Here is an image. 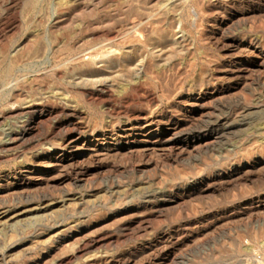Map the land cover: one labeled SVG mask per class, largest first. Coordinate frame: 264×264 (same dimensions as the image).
Masks as SVG:
<instances>
[{
    "label": "rangeland",
    "instance_id": "obj_1",
    "mask_svg": "<svg viewBox=\"0 0 264 264\" xmlns=\"http://www.w3.org/2000/svg\"><path fill=\"white\" fill-rule=\"evenodd\" d=\"M21 1H27V0H20L19 5L15 7V9L12 8L9 11V14L4 13V15L8 14L6 15V18L7 17L9 18V19L7 18L8 19L7 20L4 17L5 22L7 23V26L12 23L13 17L14 19L16 17L18 19L20 18L19 20L25 19L26 22L30 21L32 25L40 24L39 26L44 25V21L45 22L48 21V23H45L44 27L50 25L51 21H54V22L57 21L56 18H58V21H59L58 23L59 24L61 23L60 24L61 28L65 30V31L63 30L65 33L67 32L69 33L70 29L76 26L73 23L77 22L76 24L78 25L79 24L85 25V22H86L87 26L86 25L85 26L82 25V26H84L83 27L84 29L87 28L88 30L83 29L84 31L91 30L88 33H93L94 30H95L94 32H104L105 30L103 29H106V32L108 31V32L114 33V44L116 40H118V43L116 42L115 44V48L117 50H120V51H117L119 52V54L113 55L112 58L110 57L112 60L109 58V61L106 64L102 63L103 65L102 64H100V66L98 65L99 68H97V70L94 69L96 70V72L92 70L93 74L89 72L87 75V81H85V83L89 84L90 86L83 85L84 86L83 89L84 90L86 89V91H91L92 89H94L95 84L100 81V82H105V84L106 82H108L107 83V87H108L107 99L110 98L111 95L119 96L123 94L126 96L130 95V97L133 96L134 94L135 95L133 96V98H129V97L124 98L123 99L124 101L122 100L121 102H119L120 104L114 103V106H115L114 110L118 111L119 113L115 111L113 113L106 111L108 107L102 104H99L100 106L99 105L96 106L95 104H91L81 99L77 100V98L75 99L76 100L75 101L74 100L75 96H71V99L74 101V104L75 102L77 103L76 105L72 104L73 107H75L74 109L75 110L78 109L77 111L80 112L82 115L81 120L87 126L88 131L86 130V133H90L94 130H102L106 128V126L109 125L110 123L116 124L117 121L125 122L128 117L127 113L129 111H132L135 108L141 109V107L142 108L144 107V109H148L150 107V109H148L150 110L148 111L149 114H152V115L162 114V116L165 118H169V117L171 118V116L179 117L181 113L183 114L184 111L186 110V105H187V102L190 96L191 95L194 96L196 95V93L199 94L200 89L202 90V89L209 88L211 90L213 89V87L218 89L221 86H223L224 88H227L228 85L233 87L229 89V92H228L229 95L226 94L225 101L222 100V102H220L216 108L214 107V105H212L211 113L212 112L213 113L211 115V120L213 119L218 120V118L220 117L219 120H222L223 122L222 126L220 125L221 127L218 128V135L220 134L219 135L220 137H216L215 139L216 141L214 140L213 142L214 146L212 145V147L208 151L203 152L202 154L200 153V155L198 154V156L194 155L193 158H190L188 160L187 159L179 160L175 157V154H172L170 152V155H169L168 148H166L167 150L160 149L163 152L158 150V152L155 151V153L154 152H143V151H137L136 153L135 151H131L127 153L125 152L123 154L121 153L120 156L119 155H117V157L115 156V158L114 157L113 158L111 157L112 159L109 158L111 160L109 161V164L111 165V167L104 170V172L102 171L98 173L99 176L95 174L96 178L94 177V179H93V176L95 175L90 176V178L91 177L92 178L89 179L87 182H84L85 184L84 183L80 185L78 184V186H76L75 184H72L73 182L70 181L68 174L64 173L62 174L63 182L58 181L60 182L59 184L58 182H55V183H52V186L51 184L48 186L44 185L42 186L43 188L41 186H40L41 188L37 186V188L35 187V189H33L34 187H31L30 189L28 188L24 190L25 192L21 194H20V190H17L14 192L17 194H14L13 192L6 193L4 195V198L0 199V207L2 205L0 209L9 208L13 210V209L19 208L20 211H22V210H25V208L31 209V207L36 208V206L38 207V205H41L40 206L41 210L36 211L35 214L34 212L30 214H26L25 215L26 218L25 216L20 217L17 221H15V223L11 224L13 226L12 228L10 224L7 225V224L1 223L0 227L2 226L4 227L0 228V264H51V263L54 264V261L57 260L56 258L66 259L69 261V262L67 261L68 264L69 263L74 264V262H78V259L79 260H82L84 258L89 259L88 257H90V255L92 257L93 255H96L98 251H100L99 252L100 254H103L104 256H106L104 259L107 262L106 263L105 260L103 259L102 261L104 262L101 261L99 264H108V262L109 264L110 263L117 264L121 262L122 260H127V259L131 260L130 264L131 263L132 264H148L150 260H154L155 257L158 256L160 252V248L162 247L161 245H158V246L153 245V242L156 236L158 235V233L164 230L170 229V228L171 229L175 228L179 225H183L186 222L185 215H183L182 212H180L181 210L180 208H178L177 205L171 206V204H169L162 208V212L160 214L156 213L155 215H153V217H149V218L146 217V219L148 218L147 220L143 217L142 219H140L142 221L134 222L133 221L134 218L138 216H142V215L143 216L148 215L150 213L149 208L155 202H158L159 200H161L162 198L161 194H163V192L165 193L168 191L175 192V191L180 190V188L182 189L184 187L185 180L189 176H193L195 174L206 176V175L213 173L218 168H221V166L223 167V166L228 165L229 162L231 163L232 161H246V160L253 161L255 160L254 158L256 155H258V153H260L259 155L264 154V72H263L264 65L263 67L258 68V66L254 65L253 63V62H257V63L262 62V59H264V56H261V55L258 56L257 54L256 55L252 54L250 50L249 52L251 53H249L248 49H246L247 45L244 44L250 41L251 39L253 40L255 38L261 41L260 43L264 47L263 45L264 43V0H234L233 5L231 6L228 5L229 7L225 6L221 9H218L216 11L217 13L215 12L214 17L213 15L208 16L207 14H205L201 16V14L199 15L197 14L199 13L198 3L204 2L207 4L208 0L206 2L205 0L203 1L201 0L193 1L192 0L190 2L192 4L188 3L190 5L187 4L186 5L187 7L185 6L184 7L185 9H183L184 11L182 10V12H180V14L184 13L183 15L181 14L182 16L179 13H176L177 11L176 9L178 7L176 5L177 3H173V5L172 4L170 5L168 4V2H166L168 0L166 1L164 0H151V1L150 0L149 1L148 0H81L82 2L80 0L78 1L77 0H74V1L73 0H49V1L48 0H28L27 2L20 3ZM66 1L67 3H71V1L75 3L72 2V5L68 4L67 6ZM126 1L128 2L129 6H127ZM210 1L211 0H209V2ZM0 2L5 3V0H0ZM123 2L124 3L126 2L125 3L126 5L123 4ZM165 2L169 6L165 4ZM27 3L31 5H28ZM52 3L55 5L52 6ZM64 3L65 5H62ZM117 3H120V4L116 5ZM158 3H164L165 6H161V4L158 5ZM61 5L66 12L62 9ZM55 6L57 8H55ZM115 6L117 7L120 6V8H117ZM133 6L134 7L136 6V7L134 8ZM157 6L159 9L158 11L159 14L157 12L155 13L153 12V10H155L153 8L157 9ZM137 7L139 8V10H141V12L138 13V15L141 14L140 17L147 16V13L149 14V12L151 11H152L151 13L153 14L152 18L156 17L155 15L160 16V12L161 13L163 12L162 15L165 17L164 18L161 15L160 17L153 18L152 20L154 21H151L152 25L145 26L142 29L144 30V32L141 30V32L145 34L143 35L141 33V39L145 41L143 42L141 40V43L146 44V45L144 44L143 46L141 43L135 45L132 42V38H131L132 35H128L126 31L128 29V26L126 24H128L130 19L132 20L133 17H135V13L139 12V10L136 9ZM164 7L166 8V10ZM59 8L62 10H60ZM116 8L120 10H117ZM131 8L137 12L133 14L134 11L132 12ZM161 8H164L162 9L163 11H161ZM150 9H153V10L150 11ZM170 9L171 10L173 9L172 11H174V9L176 10L174 12V15L172 14V12L170 14V11H171ZM0 11H1V8H0ZM54 11H56L57 13ZM59 11L60 12L63 11V12L60 13ZM119 11H120V14H119ZM145 11H147L146 15H143ZM31 12H33L32 13L33 15L35 13L39 14L38 15L39 17L37 15H34L35 17H33V15H31ZM125 12L127 13L124 15ZM128 12L131 16L127 15ZM17 13L19 17L17 16ZM59 13L61 14V18H59L60 16ZM12 14H13V17L11 16ZM170 15H171L170 18L173 17L171 21L169 20ZM175 15H177V17ZM41 16H43L44 19ZM62 16H64V18H62ZM137 16H136V19H137ZM29 18H31V20ZM36 18L41 20L43 23L38 22V24H35L38 21ZM50 18H51V21L49 20ZM67 18L68 19L70 18V19L68 20ZM158 18L159 20L157 21L156 19ZM176 18H177V22L180 20V18H182L181 19L183 21L182 27H180L179 22L178 24L176 23L175 21ZM126 19L129 20L127 23L125 22ZM25 21L24 23L26 24ZM64 21L66 23H64ZM80 21L82 23H80ZM21 23H22V20H21ZM24 23H22V27L18 29L19 31L17 30L18 32L14 30L11 31L13 29L12 27L9 28L10 30L9 29L6 30L8 32L7 35H9L8 36L9 39L7 40V37H5L4 40H6V44L9 43L7 44V46L11 44L9 46L10 48L8 47L9 50L12 49L11 46L13 47L16 44V41H18L24 34V27H23ZM30 23L26 25H31ZM65 25L66 26L69 25L68 28L66 27L64 28ZM88 25L90 26V29L88 28L89 27ZM177 25H178V28L176 27ZM152 26L154 27V29ZM123 27L126 30L123 29ZM149 27L151 28L149 29ZM3 28L0 27V29L2 30ZM98 28L99 29L101 28L100 31ZM181 28L183 30H181ZM58 29L53 28L54 30L53 32L55 33V31H57ZM67 29H69V31ZM148 29L154 30L151 37H149L151 34V31L149 33ZM21 30L23 31L22 33H21ZM117 30H118V33L116 32L115 34V31ZM121 30L126 32L124 36L122 35L124 32L122 33ZM147 31L149 33V36H147L148 35ZM11 32L12 34H14V32L16 33L14 37L10 35ZM19 32L20 34H17ZM182 32L183 34L180 35V33ZM54 33H51V34H54ZM118 35H120V37L117 39ZM125 36H128V37L130 36V37L126 38ZM146 36H147V39H145ZM115 37H116V40H115ZM124 39L126 41H129L128 39H130L129 41L130 44L132 42V44H134L137 47H134V45L132 46V44L130 45L129 42H123L125 41ZM240 40L242 42H240ZM91 41L87 43L91 45L96 44V42L99 43L98 39L95 41L93 40V42ZM146 42L148 43V45ZM119 43H120V46H118ZM123 43L124 44L128 43L129 46H132V48L134 47L132 51L133 54L132 53L130 54L129 52L123 49V47H126L128 45L126 44L125 46ZM231 43L232 45L234 44L238 45L237 46L238 48L237 47L232 48ZM138 45H139V48H138ZM140 45L142 47H140ZM120 47L122 48L120 49ZM136 50L138 51L136 52ZM140 50L145 51V53L143 54V52ZM139 51L142 53L140 54ZM147 51H149V54ZM121 54L123 55L125 54L124 55L125 57ZM126 54L128 55L130 54V56H132L133 59L132 57ZM139 54L141 56H139ZM1 55L2 54L0 52V57H2ZM117 55L119 57H122L123 60L121 58L118 60L119 57ZM113 57H115L114 59H116L117 63L115 62ZM143 57H145V59L147 60L150 59V62L147 61V64L149 63L148 65L152 66V62L156 64L158 63V64L157 65L153 64L152 70L154 71V73H152V75L150 74V71L152 72V70L151 68L149 69V67L151 66L148 67L147 65V68L150 71L148 72L147 69L146 71L150 77L147 76L145 79L146 81L143 83L144 85H146V82H147L148 85L146 86L143 85L141 87H138L136 90H133V89L131 90V87L135 86L137 82L136 81L137 77H135L137 75H135L136 72L134 69L135 63L138 62L136 59H139V58L143 59ZM129 58L134 61L132 62V60H129ZM166 60L171 61L169 62L171 66L168 64V61ZM164 61H166L165 62L166 64L164 63ZM6 62L0 60V73L3 71V70L1 71L3 67L7 68L6 66L8 64ZM110 62L111 63L115 62V63H112L111 65ZM121 62L122 64L123 63L125 64L122 65ZM78 63L79 62L76 61L74 62V64H72V66L74 65L72 69L76 71L75 72L76 74L77 73L79 74L84 68V65L86 64V62L85 64L83 63L84 65L83 67H81L82 63H79L80 65ZM160 63L163 65H161ZM118 64H121V66L120 65L118 66ZM122 66H123V69L125 67L127 68H125L123 71V69H121ZM106 67L110 69L108 70V68ZM171 67L172 69L170 70ZM87 68L89 69L91 67L87 66ZM103 68H106V70ZM116 68L118 71H116ZM214 68H217L219 71L221 70V72H223L222 70L232 71L233 69L234 71H236L237 69L236 72L241 71V70L243 71L240 74L241 76L239 74H236L237 76H239L238 79L236 75H235V78L234 77H223L222 75H217V77L210 80L209 78H207L208 76L206 75L208 74L210 70ZM227 68H229L230 70ZM126 69L128 70L131 69V71H128ZM162 69H164L165 71L163 72ZM258 69H260L262 72H260V70L258 72L257 71ZM98 71H101V72H98ZM115 71L118 74H116ZM107 72L109 73V75ZM112 72L114 73L111 74ZM247 72L248 73L250 72V73L248 74ZM104 73L105 75H107V77L103 76ZM115 74L117 76L123 75L121 78L118 76L120 81H117L118 78H116L117 76H115ZM133 74L135 75L134 77H132ZM101 75L105 78L101 79L103 78ZM154 75H156V77ZM161 75L163 76V78ZM244 76H245V79L243 78ZM90 77H92V79H94L95 77L97 78L99 77V80L96 81L94 79L95 81L94 80L90 81L91 79H89L90 81L89 82L88 78ZM124 77L126 79L130 78L129 79L131 80L129 81L130 83ZM160 77L162 78L161 81L163 80L162 82L159 81ZM108 78L109 79L111 78L110 81H107L109 80ZM221 78L224 80L221 81ZM229 78H230V81H229ZM231 78H233L234 81ZM114 79L117 82L112 83ZM152 79L153 80L156 79L154 80L155 82ZM133 81L135 82L133 83ZM148 81H150V83H148ZM109 82L112 83L111 87H110ZM208 84L209 86H207ZM119 85H122L121 86L122 88L117 87ZM123 85L125 86L124 88H123ZM243 85L245 87H243ZM114 86L116 87V89L119 88V90L122 93L118 89H117L118 90L117 92V90L114 89L115 88ZM126 87H128L129 89H125ZM26 92L27 91L21 92L22 99L21 98L19 99L20 102H22V100H24L28 96L27 95L28 93L26 94ZM126 92L129 94H127ZM148 92H150L151 94ZM236 95L240 97L239 99H241V100L239 99L238 100L240 102H244L245 104L239 103V101L235 99V97L238 98ZM233 96H235L234 99H233ZM8 97L9 96L3 93L0 94V104H1L0 110H1V107L3 109L4 105L7 103H10V104H12L11 102L14 103L15 99L11 97H9L8 99ZM23 97L25 98L23 99ZM130 101H132L133 103ZM182 101L184 102V105ZM134 105H135V108H134ZM244 105L246 106L248 105L247 106L248 112L247 111L243 112V110L241 111ZM103 106L104 108L102 109ZM163 109H165L166 111ZM178 110L179 112H177ZM1 111H0V132H2V128H3V132L0 134V138L4 137L3 135L4 130L10 128V126H13L16 121V119L12 116L3 117L2 119ZM124 111L125 113H123ZM246 112L247 114H245ZM250 112H253V113H250ZM240 113L241 115H238ZM232 114H235L236 116L233 115L234 116L233 117ZM112 116H114L115 118ZM230 116L232 118H230ZM243 117H245L244 120L242 119ZM5 118H8V119H5ZM62 118H61L62 120L70 119V117L68 116H62ZM223 119L225 122H228L230 124L228 123L225 124ZM51 124H52L51 122H46L42 124V127L40 126L42 128L40 129L41 131H39L40 133L39 132L36 133L34 135L35 137L32 135L33 138L31 136H30L31 138L28 137L26 141H24L25 139L23 140V142L21 141L22 143L19 144L20 147L18 145L17 147L13 148L10 151L9 149L8 151L7 149L0 150V152L2 150H5L4 154L3 152L0 153V183H3L4 181H7L9 179H12L11 177H13L14 174L18 171L17 169H19L23 165L28 166V165H36L38 163L40 164L43 162L46 163V160L44 157L40 158L38 162H36V164L33 163L31 160L32 155L34 153H37L38 151L44 156L46 152L53 147V145L51 144H55L57 146L60 138L67 134V132L65 134L64 132L60 134H56V135L50 134ZM89 130L91 131L89 132ZM44 135L45 137H43ZM49 135H52V136H49ZM37 136H39L40 139L39 137L37 139L36 138ZM48 137H51V138H49L48 140ZM37 141H38V144H36ZM33 144H36V146ZM39 144L42 145L43 148H41ZM30 145L32 148H29ZM35 147L37 148L35 149ZM16 148L18 150H16ZM13 150H16V151L14 152ZM59 151L60 150L57 149L54 155L59 153ZM23 153H25V155ZM22 156L23 157L25 156V157L22 159ZM26 158H28L29 160ZM89 160H86L85 162L88 164L89 162L91 163L92 160L90 161ZM14 170H16V172ZM254 178L255 177H253V179L251 178V179L242 181L240 183L226 186L224 188L222 187L220 190L216 192L199 195V196L197 195L198 197L194 196L195 198H193V196L189 197V199L186 198L185 199L186 201L183 202L185 206V207L183 206V208H186L185 210L186 215H189L192 218H205L207 216H211V217L220 216L226 213L227 210L229 211L232 210L233 205L235 203H240L243 201L251 202L252 200L255 202L256 200H259L258 198L264 197V174H262L258 178L257 177L255 179ZM67 183H70L69 184L70 186L67 187ZM62 184H63V187H62ZM64 184L66 187L65 189L66 194L63 192ZM45 186H47L48 188L47 187L45 188ZM61 187L63 188V191ZM41 197H44V198L42 199ZM2 201L3 202L5 201V202L3 203ZM19 201L21 204L18 203ZM53 202L56 204L52 205V207H47L44 210L42 209L45 206L53 204ZM83 202L85 203L84 205H83ZM67 205L69 207H67ZM65 206L67 209L65 208ZM231 213L232 211L227 213L228 223L225 221L226 223L224 222L225 223L224 226L222 225L223 223H221L220 226L222 227L218 226L219 229L217 228L214 229L215 232H213L214 231L213 229H212V232L209 231V233L211 234L213 233V234L212 235L207 234L208 235L206 236L207 240L205 239L206 241H203L204 245L202 242V246L198 248L197 250L194 249V250L186 251L187 256L184 257L183 259L184 261L181 260L179 264H250L251 263L249 262L250 258L256 260V256L258 252L257 251L255 252L246 251L245 247L242 245V242L248 239H253L254 237L259 238L262 236L261 234H263L262 232H264V226L261 230L256 231V229L260 225H262L264 222V209H260L259 211L255 210L253 211V213L249 212L248 214H244V215H239V214L232 215ZM36 214L38 215V218ZM39 214H41L43 218H41ZM156 215H159V216L161 215V216L159 218V216H156ZM23 218H25V220H23ZM2 221L3 220L1 219L0 222ZM140 223L142 224L140 225ZM220 228L222 230H220ZM66 230L68 232L62 233V232H65ZM84 233L87 235L88 234L92 235V236L99 235L100 233L103 236V238L104 236L108 238V241L110 244L107 243V240H106V242L102 244L103 246H101L100 248L93 249L95 251L89 250V252L88 251L87 253L85 252L86 254L84 253L83 255H78L76 249H78L79 243L77 242H79L78 239L80 240V237H83L82 235ZM255 234L256 236H254ZM58 236L60 237L67 236L69 238L63 244L64 247L63 245L59 247L60 250L58 249L56 253H53L54 255L52 254L51 256V254H49L45 256V252L47 251V245L49 246L53 244V241L56 240ZM77 237L79 238L76 240ZM110 237L111 239L109 240ZM111 240H112V243H111ZM156 247L157 249H155ZM94 252L96 253L93 254ZM154 253L155 255H153ZM133 259L135 260L133 261Z\"/></svg>",
    "mask_w": 264,
    "mask_h": 264
},
{
    "label": "bare ground",
    "instance_id": "obj_2",
    "mask_svg": "<svg viewBox=\"0 0 264 264\" xmlns=\"http://www.w3.org/2000/svg\"><path fill=\"white\" fill-rule=\"evenodd\" d=\"M19 1L18 0H7V1L5 0V3L0 2V4L3 3L0 5V8H1V11H0L1 12L0 13V27L3 28V26H4L3 30L0 29V41H1L0 42V52L2 54L1 55L2 57H0V60L4 61V62L7 61L6 63L8 64V65L6 64L7 68L3 67V69H1V71L2 70L3 71L0 73V94L3 93L5 95L15 99L14 103L11 102L12 104H10V103L5 104L3 109L1 107L2 111L1 110L0 111H1V115H2L1 118L2 119H3V117H7V116H12L16 119L15 124L13 126H10V128L4 130V133H3L4 137H2L3 139L0 138V150L1 149H7V151H8V149H9V151H10L13 148L17 147L19 144H21L24 139H25L24 141H26V139L28 137L33 138V136L36 133L41 131L40 129H42L41 128L42 124H44L46 122L52 123L51 128H50V131H51L50 134L56 135V134H60L63 132H64V134L67 132V134L66 135L63 134L64 136L60 138L57 146L55 144H51V145H53V147L51 149H49V147H48L49 150L46 152V154L44 156L41 153H39L38 151H37V153H34L32 155L31 160L35 164H36V162H38V160L40 158L44 157L46 160V163L43 162L44 165H43V163H40V164L38 163L36 165H28V166L23 165L19 169H17L18 170L17 172H16V170H14L16 173L14 174L13 177H11L12 179H9L7 181H4L3 183H0V199L4 198V195L6 193H10V192L14 193L17 190H20V194H21V193L25 192L24 190H26L28 188L30 189L31 187H34L33 189H35V187L37 188V186H39V188H41L44 185L48 186L51 184V186H52V183H55L58 181L63 182L62 174H64V173L68 174L70 181L73 182L72 184H75L76 186H78V184L80 185L84 182H87L89 179H91L92 177L90 178V176L95 175V174H97V176H99L98 173H100L102 171L104 172V170L110 168L111 165L109 164V161H111V160L109 158H111V157L115 158V156L116 157H117V155L120 156L121 153L123 154L125 152L127 153V152H131V151H135V153H136L137 151H143V152H154L155 153V151H157V152H158V150L161 151L160 149L168 148L169 155L171 152L172 154H175V157L179 160L180 159H187L188 160L190 158H193L194 155L198 156V154L200 155V153L202 154L203 152L208 151L212 147V145L214 146V144H213L214 140L216 139V137H220L219 136L220 134L218 135V128L222 126L223 122H222V120H219L220 117L218 118V120L217 119L211 120V115L213 113V112L211 113L212 105H214V107L216 108L217 105H219V103L222 102V100L225 101L226 94H228L229 89L232 87L230 85H228L227 88H224L223 86H221L218 89L214 88V87L211 90L209 88L202 89V90L200 89L199 94H197L195 92L196 95H194V96L191 95L190 98L188 97L189 100H188L187 105H186V110L184 111L183 114L180 112L181 115L179 117H172L171 116V118L170 117L165 118L162 116V114L152 115V114L148 113V111H150V110H148V109H150V107L148 109H144V107L143 108L141 107V109H136L135 105H134L135 109L132 108L133 110L129 111L127 113L129 118L127 117V120L125 122L124 121L119 122L116 119L117 122L114 121V122H116V124L110 123L109 125L106 126V128H104L102 130H94L93 129L94 131L90 132L91 130H89L90 133H86V130L88 131L87 126L81 120L82 115L80 112L77 111L78 109L77 110L74 109L75 107H73V105H72V104H74V101L71 99V96H75L74 100L76 98H77V100L81 99V100L87 101L91 104H95L96 106L99 104H102V105L108 107L106 109V111L113 113L115 111L114 110V107H115L114 103L120 104L119 102H121L124 98H126V97L133 98V96L135 95L134 93H132L134 95L131 97H130V95L126 96L123 94H121L119 96L118 95L117 96L111 95L110 98L107 99V94H108L107 93L108 92L107 91L108 90L107 83L108 82H106V84H105V82H100V81L95 84L94 89H92L91 91H86V89L85 90L83 89L84 88L83 85H89V84L85 83V81H87V75L89 72H91V74H93L92 70L96 72V70H97V68H99L100 64H102V63L106 64L109 61L110 57L112 58L113 55L119 54V52H117V51H120V50H117L115 48V44H116V42L118 43V40H116V37H115L116 42L114 44V33L108 32V31L106 32V29H103V30H105L104 32H94L95 31L94 30L93 33H88L91 30L87 31L88 29L85 28V29H87L86 30L87 32L84 31L85 29L83 27L86 25V22H85V25L82 24L84 26H82L81 24H79V25L76 24L77 22L73 23L76 26H74L71 29L69 28L70 29L69 33L67 31H66L67 33H65L64 32L65 30L61 28V25H60L61 23L60 24L58 23L59 22L58 18H56L55 16L54 17L56 18L57 21H55V22L51 21V18H50L49 20L51 21V23H50V25H48L46 27H44V25H45V23H48V21H46V22L44 21V25H42L43 26L42 27V26H39L40 24H38V22H42V21L37 19V18L36 19L38 21L35 24H38V25H32L30 23V21L26 22L25 19L24 20L21 19L22 23H24V21H25L26 24L30 23L31 25H26L25 23L23 24L24 34L22 35V37L20 36L21 38L19 37L20 39L18 38L19 40L17 39L18 41H16V44L13 47L11 46L12 49L9 50L8 47L11 44L9 46H7V44H9V43L6 44V40H4L5 37H7V40L9 39L8 38L9 35H7L8 32L6 30L9 29L10 27H12L13 29L11 31L14 30V31L18 32L19 31L18 29H20L22 27V23H21V20H19L20 18L18 19L16 17L14 19L13 14H12L11 16L13 17V21L11 20L12 23L9 21L11 24L8 23L9 25L7 26V23L5 22V18H6V15L9 14V11L12 8L15 9V7H17L19 5ZM27 1H21L20 3L27 2ZM73 1H71V3H67V1H66L67 6H68V4L72 5ZM164 1H166V0H164ZM191 1L192 0H168L166 2H168V4H170V5L171 4L173 5V3H177L176 4L178 6L176 9L177 11L175 9H174V11H172L173 9L172 10L170 9L171 10L170 14L172 12V14L174 15L175 11H176V13L180 14V12H182V10L185 9L184 7L188 3H190ZM201 1H203V0H201ZM206 1L207 0H205V2ZM166 2H165V4H167ZM208 2H209V0H208ZM208 2H207V4L204 2L198 3L199 4V6H198L199 13H197L198 15L201 14V16H203V15L207 14L208 16L213 15V17H214V14L218 9H221V8L228 6V5L231 6L234 4V0H211L209 3ZM59 3H61V2H59ZM73 3H75V2H73ZM120 3H117L116 5H118ZM125 3L123 2V4H125ZM126 4H127V6H129L128 2ZM159 4H161V6H165L164 3H158V5ZM190 4H192V3H190ZM190 4H188V5H190ZM28 5H31V4H28ZM53 5H55V4L52 3V6ZM62 5H65V3ZM62 5H61V7H62ZM120 6H118V7L115 6V7L120 8ZM127 6H126V8H127ZM130 6H131V4H130ZM161 6H159V7H161ZM193 6H195V5H193ZM32 7H34V6H32ZM55 8H57V7L55 6ZM164 8H161V11H163L162 9H164ZM62 9L64 10L63 7H62ZM62 9H60V10H62ZM131 9H129V10H131ZM136 9L139 10L138 7ZM153 9H155L156 11ZM153 9H150V11L153 10L154 13L155 12L158 13V11H159L158 6H157L158 10L156 8H153ZM167 9H169V8H167ZM117 10H120V9H117ZM165 10H166V8H165ZM123 11H124V9H123ZM127 11H128V9H127ZM133 11H134V9H132V12ZM54 12H56V11H54ZM62 12H60V13H62ZM129 12L127 15H130ZM135 12H137V11H134L133 14ZM140 12H141V10H139V12L135 13V17H133L132 20L129 18L131 22L127 19L125 20L126 23L129 21L128 24L125 23L128 26L127 30L123 27V29H125L127 31L128 35H132L131 36L132 42L135 45L141 43V40H142L141 39V33L143 35H145L143 33L144 30H142V29L147 25H152L151 21H154L152 19L156 18V17H160L163 14V12L162 13L160 12V16L155 15L156 17L152 18L153 14L151 13L152 12L151 11V12H149L150 15L147 13V16L140 17L141 14L138 15V13H140ZM146 12L147 11H145V13H143V15H146ZM167 12H169V11H167ZM4 13H8V14L4 15ZM32 13L33 12H31V15H33ZM52 13H51V15H52ZM126 13L127 12H125L124 15ZM28 14H30V13H28ZM119 14H120V11H119ZM181 14L183 15L184 13H181ZM14 15H16V14H14ZM34 15L38 16L39 14L35 13ZM34 15H33V17H35ZM51 15H50V17H51ZM166 15H168V14H166ZM17 16H18V13H17ZM64 16H62V18H64ZM132 16H134V15H132ZM136 16H137V19H136ZM175 16L177 17V15H175ZM175 16H174V18H175ZM41 17L43 18V16H41ZM170 17H171V15L169 16V20L171 21L173 17L172 18H170ZM59 18H61V14H60ZM126 18H127V16H126ZM29 19L31 20V18H29ZM181 19L182 18H180V20H179V18H178V20H179L178 22H179L180 27H182V25H183V21ZM68 20H66V21H68ZM156 20L158 21L159 18ZM81 21H80V23H82ZM175 21L178 24L177 18ZM34 22H32V23H34ZM64 23H66V22L64 21ZM73 24H71V25H73ZM68 26L65 25L64 28L65 27L68 28ZM70 27H72V26H70ZM176 27L178 28V25ZM53 28H56V29L59 28L57 31H55V33L57 32L56 34L53 32L54 31ZM88 28L90 29V26ZM118 28H120V27H118ZM150 28L151 27H149V29ZM69 29H67V30L69 31ZM100 29H99V31H100ZM153 29H154V27H153ZM153 29L149 30V33L151 31L150 36H149L148 31H147V34H148L147 36L151 37V35L154 31ZM141 30L143 32H141ZM181 30H183V29L181 28ZM22 32L23 31L21 30V33ZM116 32L118 33V30L115 31V34H116ZM123 32L124 31H122V33ZM51 33H54V34H51ZM125 33L126 32H124L122 35L124 36ZM15 34H16L15 32H14V34H12V32H11L10 35H12L14 37ZM17 34H20V32ZM181 34H183V32L180 33V35ZM147 36L145 39H147ZM119 37H120V35H118L117 39ZM125 37L129 38L130 36L129 37L125 36ZM142 37H144V36H142ZM97 39L99 40L98 41L99 43L96 42V44H93V45L87 43L91 40H92L91 42H93V40L95 41ZM121 39H123V38H121ZM130 39H128V40L130 41ZM129 41L125 40L123 42H129ZM132 42H131V44H132ZM143 42H145V41H143ZM240 42H242V41L240 40ZM260 42L261 41L254 38L253 40L251 39L250 41H248L247 43H244V44L247 45L246 49H248V52L250 50L252 52V54H255V55L257 54L258 56L259 55L264 56V47L261 45ZM123 44H122V46H123ZM126 44H128V43H126ZM126 44H124V45L126 46ZM129 44H130V42H129ZM129 44L126 47H123V49L131 54L134 47H137V46L132 44V46L134 45V47L132 48V46H129ZM141 44L143 46L145 43L144 44L141 43ZM147 45H148V43H147ZM231 45H232V43H231ZM263 45H264V43H263ZM118 46H120V43L118 44ZM142 46L140 45V47H142ZM237 46L238 45L234 44V45H232V48H235ZM121 48L122 47H120V49ZM138 48H139V45H138ZM138 50H136V52ZM140 51H142V50H140ZM142 52H143V54L145 53V51H142ZM142 52H140V54ZM147 52L149 54V51H147ZM251 52H249V53H251ZM130 54L129 55L126 54V55L130 56ZM140 54H139V56H141ZM121 55H123V54H121ZM248 55H250V54H248ZM130 57H132V56H130ZM114 58L115 57H113V59ZM120 58L122 59V57H119L118 60ZM146 58H148V57H146ZM126 59H125V61H126ZM132 59H133V57H132ZM132 59L129 58V60H132ZM114 60L116 62V59H114ZM136 60L138 62L135 63L134 69L136 72L135 75H137V76H135L134 74H133V76L132 75L131 76L137 77V80H136L137 82H136L135 86H133V87L130 86L131 90L132 89L136 90L138 87L143 86L144 85L143 82H145L146 77L149 76V74H147L146 69L148 70L147 65L149 63L147 64V61L150 62V59L147 60V59H145V57H143V59L139 58ZM136 60H135V62H136ZM263 60L264 59H262V62H258V63L253 62V63H254V65L258 66V68L263 67V65H264ZM76 61L79 63H82L81 67H83V65L86 62V64L84 65V68L83 69L81 68L82 71L79 74L78 73L76 74L75 73L76 71H74V69H72V67L74 66V65L72 66V64H74V62H76ZM133 61L134 60H132V62ZM157 61H158V59H157ZM166 61H168V64L170 65L169 62H171V61H169V60H166ZM166 61H164V63ZM115 62H112V63H115ZM161 62H163V61H161ZM112 63H111V65H112ZM121 64H122V62H121ZM121 64H118V66L119 65L121 66ZM123 64H125V63H123ZM153 64H156V63L152 62V66H153ZM161 65H163V64H161ZM87 66L88 67L90 66L91 68L88 69ZM106 66H108V65H106ZM124 66H126V65H124ZM149 66H151V65H148V67ZM152 66L149 67V69L151 68V70H152ZM75 67H76V65H75ZM172 67L170 68V70L172 69ZM106 68H108V67H106ZM106 68H103V69L106 70ZM125 68H127V67H125ZM236 68H238V67H236ZM245 68H246V66H245ZM94 69H96V70H94ZM109 69L110 68H108V70ZM121 69H123V66ZM124 69H123V71H124ZM227 69H229V68H227ZM251 69H249V70H251ZM126 70H128V69H126ZM162 70H163V72L165 71L164 69H162ZM259 70L260 69H258L257 71L259 72ZM101 71H98V72H101ZM116 71H118L117 68H116ZM116 71H115V73L118 74ZM128 71H131V69H129ZM149 71L150 70H148V72ZM222 71L223 72H221V70L219 71L217 68H214V69L210 70L206 76H208L207 78H209L210 80L217 77V75H222L223 77H234L235 78V75L236 74L240 75L243 70L238 71V72H236L237 69H236V71H234V69L232 71H228V70L227 71L222 70ZM125 72H123V73H125ZM260 72H262V71L260 70ZM113 73L114 72H112L111 74H113ZM152 73H154L153 70H152V72L150 71L151 75H152ZM116 74H115V76H117ZM164 74H166V73H164ZM108 75H109V73H108ZM103 76L107 77V75H105V73L103 74ZM118 76L116 78H118ZM122 76L120 75L119 77L121 78ZM154 76L156 77V75H154ZM245 76L243 77L244 79H245ZM238 77L239 76H237V79H238ZM96 78L97 77L94 78L96 81L99 80V77L97 79ZM104 78L105 77H103L101 79H104ZM162 78H163V76H162ZM162 78L160 77L159 81H161ZM89 79H91L90 81L94 80V79H92V77L88 78V81H89ZM110 79L107 81H110ZM115 79L113 82L112 81L111 82L114 83V82L120 81L119 78L117 79V81ZM129 79L127 78L126 80L129 82V81H131ZM156 79H154V80H156ZM231 79L233 80V78H231ZM240 79H241V77H240ZM216 80H217V78H216ZM222 80H224V79L221 78V81ZM229 81H230V78H229ZM124 82H125V80H124ZM134 82L135 81H133V83ZM83 83H85V84H83ZM112 83H110V87H111ZM120 83H118V84H120ZM148 83H150V81H148ZM124 85H123V88L125 87ZM129 85H131V84H129ZM146 85H148L147 82H146ZM146 85H144V86H146ZM244 85H243V87H245ZM121 86L122 85H119L117 87L122 88ZM207 86H209V84ZM114 87H112V88H114ZM241 88H242V86H241ZM114 89H116V87ZM117 89L119 90V88H117ZM125 89H129V88L126 87ZM116 90H114V91H116ZM118 90H117V92H118ZM131 90H129V91H131ZM138 90H140V89H138ZM22 91H27L26 94L28 93L27 94L28 96L24 93L27 97L26 96H25L26 98L23 97V99L24 98L25 99L22 100V102H20L19 99L20 98L22 99V97H21ZM148 93H150V92H148ZM127 94H129V93H127ZM3 97H4V95H3ZM9 97H8V99H9ZM234 97L235 96H233V99H234ZM239 98L240 97H238V98L235 97V99H237V100ZM239 100H241V99H239ZM79 102H80V100H79ZM130 102H132V101H130ZM130 102H129V104H130ZM239 103H244V102L239 101ZM76 104L77 103L75 102L74 105H76ZM185 104H186V102H185ZM183 105H184V102H183ZM0 106H1V104H0ZM104 106L102 107V109L104 108ZM247 106L244 105L242 107L241 111L242 110H243V112L247 111V109H248ZM179 108H181V107H179ZM163 110H165V109H163ZM115 112H118V111H115ZM177 112H179V110ZM247 112L245 114H247ZM123 113H125V111ZM160 113H161V111H160ZM169 113H171V112H169ZM250 113H253V112H250ZM171 114H173V113H171ZM106 115H108V114H106ZM123 115H125V114H123ZM233 115H235V114H232V116ZM238 115H241V113ZM248 115H249V113H248ZM248 115H247V117H248ZM62 116H68V117H70V119L69 120H62L65 118V117L62 118ZM112 117H114V116H112ZM118 118H120V117H118ZM230 118H232V117L230 116ZM244 118L245 117H243L242 119L244 120ZM5 119H8V118H5ZM9 120H11V119H9ZM118 120H120V119H118ZM223 121H224V119H223ZM233 121H235V120H233ZM227 123L228 122H225V124H227ZM228 124H230V123H228ZM2 132H3V128H2ZM2 132H0V134ZM49 136H52V135H49ZM38 137L39 136H37L36 138L38 139ZM43 137H45V135ZM49 138H51V137H48V140H49ZM39 139H40V137H39ZM46 140H47V138H46ZM38 141H40V140H38ZM38 141L36 144H38ZM40 142H42V141H40ZM36 144H33V145L36 146ZM54 145H55V147H54ZM40 146H41V148H43L42 145H40ZM19 147H20V145H19ZM29 148H32L31 145L29 146ZM36 148L37 147H35V149ZM35 149H34V151H35ZM57 149H59L60 151H59V153L54 155L55 151ZM16 150H18V149L16 148ZM16 150H13V151L15 152ZM29 150H27V151H29ZM4 151L5 150H2L1 152H3V154H4L5 153ZM161 152H163V151H161ZM11 154H12V152H11ZM23 154L25 155V153H23ZM259 154L260 153H258V155L255 156V158H254L255 160H253V161H250V160L232 161L231 163L229 162L228 165L223 166V167L221 166V168H218L213 173L206 175V176H202L199 174L189 176L185 180L184 187H186V188H184V187L182 189L180 188V190L175 191V192H173V191H168L166 193L163 192V194H161L162 195L161 200H159L158 202H155V203L152 202L154 204L149 208L150 213L148 215H145V216H143V215L138 216L137 215L138 217L135 216L136 218H134L133 221L134 222H140V221H142L140 219H142L143 217L146 219V217H148V218L153 217V215H155L156 213L160 214L162 212V208L166 205H169V204H171V206L177 205L178 208H180V210H181L180 212H182V214L185 215V219H186L185 221L186 222L183 225H179L175 228H172V229L170 228V229H167V230H164V231L158 233V235L156 236V238L153 242V245H155V246L161 245L162 247L160 248L159 254L156 252L158 254V256H156L155 259L150 257L154 260L149 259L150 262L148 264H179L180 261L183 260L184 257L187 256L186 251L194 250V249L197 250L198 248H200L202 246V242L207 240L206 236L211 234V233H209V231L212 232V229L213 230L216 228L219 229L218 226H220L221 223H223L222 224L223 226L225 225V223L227 222V219H228V217H227L228 212L232 211V213H231L232 215H235V214L244 215V214H248L249 212L253 213V211H255V210L259 211L260 209H264V197L258 198L259 200H256L255 202L252 200L251 202L243 201L240 203H235L233 205L232 210H230V211L227 210L226 213H224L220 216H215V217L207 216L205 218H192L189 215H186V213H185L186 208H183V206H184L183 202L186 201L185 200L186 198L189 199V197H192V196H193V198H195L194 196H197V195L199 196V195H204V194L216 192V191L220 190L222 187L224 188L226 186H230V185H233L236 183H240L242 181H245V180H248L251 178L253 179V177H255V178L260 177L262 174H264V154H261V155H259ZM29 155H31V154H29ZM24 157L22 156V159ZM28 158H26V159H28ZM89 159L92 160V162L91 163L89 162V164H88L85 161L89 160ZM30 164H32V163H30ZM10 175H11V173H10ZM94 177L96 178V175L93 176V179H94ZM59 183L60 182H58V184ZM69 184L70 183H67V187L70 186ZM47 186H45V188ZM62 187H63V184H62ZM65 189H66V187L64 184V191L62 188V191L64 193L66 192ZM63 192H62V194H63ZM14 194H17V193H14ZM23 196H24V194H23ZM44 197H41V198L43 199ZM27 202H28V200H27ZM54 202H53V204L48 205V206L44 205L45 207H43L42 209L44 210L47 207H52V205L56 204ZM18 203H20V201ZM49 203H51V202H49ZM6 204H7V202H6ZM84 204L85 203L83 202V205ZM40 206L41 205H38V207L36 206V208L31 207V209L25 208V210H22V211H20L19 208L18 209L16 208L13 210H11L9 208L8 209H6V208L0 209V220L1 219L3 220L2 222H0V225H1V223L7 224V225L10 224V226L12 228L13 227L11 225L12 223H15V221H17L20 217L25 216L26 214H30L32 212H34V214H35L36 211L41 210ZM61 206H63V205H61ZM177 206H175V207H177ZM1 207H2V205H1ZM67 207H69V206L67 205ZM65 208H66V206H65ZM44 214H45V212H44ZM144 214H146V213H144ZM39 215L41 216V218H43L41 214H39ZM45 216H47V215H45ZM156 216H159V215H156ZM160 216H159V218H160ZM25 218H26V216H25ZM25 218H23V220H25ZM37 218H38V215H37ZM141 224L142 223H140V225ZM263 226H264V222L262 225H260L256 229V231L261 230L263 228ZM3 227L4 226H2L0 228H3ZM5 227H6V225H5ZM220 227H222V226H220ZM67 230L65 232H62V233L68 232ZM220 230H222V229L220 228ZM213 232H215V230ZM216 233H217V231H216ZM262 233L264 234V232H262ZM84 234L83 235L81 234L83 237H80V240L78 239L79 237L76 238V240L78 239V241H79V242H77V243H79L78 249H76L78 255H83L85 252L86 253H87V251L89 252V250L92 251L95 248H100L101 246H103L102 244L104 242H106V240H107V243H109L108 238H106L105 236L103 238V236L100 233H99V235H96V236L95 235L92 236L89 234L84 235ZM263 234H261L262 236L259 235V236H261L259 238L254 237V236H256V234H255L253 236L254 237L253 239H248V240H245L242 242V245L245 247L246 251H248V252L257 251L258 252V254L256 256V260L251 259V258L249 259V262H251L250 264H264V236H263ZM68 238L69 237H67V236H61V237L58 236L57 239L53 241V244H51L49 246L47 245V251L45 252V256L49 255V254H51V256H52L53 253H56V251L59 249V247H61L66 242V240ZM261 238H263V239H261ZM110 239H111V237L109 238V240ZM111 243H112V240H111ZM203 245H204V242H203ZM63 247H64V245H63ZM155 249H157V247ZM93 251H95V250H93ZM158 251H159V249H158ZM99 252L100 251H98V253L96 255H93L96 253V252H94L92 254L93 255L92 257H91V255H90V257H88L89 259H85V258L84 259L81 258L82 260L78 259V262H74V264H99L106 257L103 254H100ZM153 255H155V253ZM79 257H81V256H79ZM56 259H55L56 261H54V264H68V262H69L66 259H59V258H56ZM124 259H125V257H124ZM126 259H127V257H126ZM120 260H121V258H120ZM134 260L135 259H133V261ZM102 262H104V261H102ZM105 262H106V260H105ZM130 262H131V260L127 259V260H122L121 262H119L117 264H130ZM108 264H109V262H108Z\"/></svg>",
    "mask_w": 264,
    "mask_h": 264
}]
</instances>
